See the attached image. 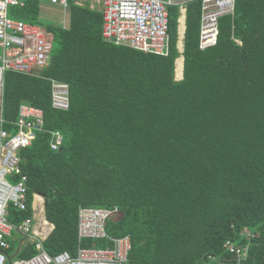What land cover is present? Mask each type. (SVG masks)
Wrapping results in <instances>:
<instances>
[{
  "label": "trees",
  "instance_id": "1",
  "mask_svg": "<svg viewBox=\"0 0 264 264\" xmlns=\"http://www.w3.org/2000/svg\"><path fill=\"white\" fill-rule=\"evenodd\" d=\"M82 1L7 9L51 41L43 68L3 72L0 129L19 131L21 104L43 115L42 124L25 118L36 127L17 152L28 205L9 206L8 219L31 216L33 193L43 195L54 225L44 248L74 255L79 246L114 247L106 237L78 238V209L117 206L105 231L129 238L125 264H237L229 243L247 247L243 264H264V0H234L205 49L201 0L188 2L179 80L178 6L166 5L161 56L106 40L103 7ZM43 2L65 17L59 9L58 19L41 16ZM54 84L66 87V108L54 105ZM55 132L62 142L51 149ZM35 253L31 244L20 255Z\"/></svg>",
  "mask_w": 264,
  "mask_h": 264
},
{
  "label": "built area",
  "instance_id": "2",
  "mask_svg": "<svg viewBox=\"0 0 264 264\" xmlns=\"http://www.w3.org/2000/svg\"><path fill=\"white\" fill-rule=\"evenodd\" d=\"M103 12V37L115 44L128 45L134 49L166 56L169 51L168 11L171 0H101ZM65 4L66 0H50V3ZM22 4L21 0H0V94L3 86V72L11 68L23 72L36 71L46 66L50 56L51 41L34 26L22 21L7 18V9L11 5ZM234 0H201L199 47L213 46L217 35L218 19L232 12ZM67 89L60 84L53 85V103L55 106H68ZM43 115L36 108L21 104L17 125L19 131L11 135L0 129V264H125L130 249V240L110 237L105 231V222L118 212L112 207H80L78 209V238L106 237L113 241V248H84L79 246L75 255L68 251L50 254L39 240L35 246L37 252L29 258L10 259L5 253L8 246L7 235L14 228L7 219L8 205L26 210V176L20 173V148L29 146L36 127L25 124V118H35L42 124ZM4 122L3 117L0 118ZM62 142V136L54 133L50 147L56 149ZM14 174L18 181L11 183L6 176ZM31 217L25 218L17 229L30 236ZM31 237V236H30ZM228 250L235 256L237 264H243L246 246L237 247L227 244Z\"/></svg>",
  "mask_w": 264,
  "mask_h": 264
},
{
  "label": "crops",
  "instance_id": "3",
  "mask_svg": "<svg viewBox=\"0 0 264 264\" xmlns=\"http://www.w3.org/2000/svg\"><path fill=\"white\" fill-rule=\"evenodd\" d=\"M167 1V0H165ZM190 1L193 0H171L172 4L175 6H178L179 9V17H178V41H177V50H178V56L175 58V74L177 70V66L179 65V60L180 61V66H181V72L179 77H176L175 79L179 80L182 78L183 75V45H179V41L184 43V30H185V18H186V4ZM84 2V0H83ZM82 2V3H83ZM90 7H96L98 9H101L102 6V1L101 0H89ZM40 6V14L41 16H45V18H48L46 15L49 14L48 12L54 13L52 17H57L58 19V12L56 11V8H53L54 11L49 10V4H46L45 2L42 3ZM46 12V14H45ZM178 64V65H177ZM4 119V118H3ZM52 141V140H51ZM51 145V143H50ZM51 148V147H50ZM52 149V148H51ZM26 176V174H23ZM27 177V176H26ZM6 179L11 182L15 183L18 181V177L14 174L6 176ZM26 186V195H25V202L27 203V182H25ZM28 205V203H27ZM9 206H12L11 204L8 205V213H7V219L9 217ZM14 207V206H13ZM16 208V207H14ZM17 209V208H16ZM19 210V209H17ZM22 211V210H19ZM33 223L31 225V231H30V236L25 235V233L20 232L17 227L22 223L20 221L19 223H13L9 219L8 221L12 223L14 228L10 231V233L7 235V241H8V246L5 249V253L10 259H18V258H29V257H22L20 254L24 251H26L31 244H34L36 240H39L42 245L43 241L50 235L52 229L54 228V225L50 222L45 217V201H44V196L38 193H33L32 195V202H31V216ZM44 247V246H43ZM36 249V246H35ZM37 252V249H36ZM75 255V254H74ZM33 256V255H32ZM31 257V256H30ZM9 264V263H5Z\"/></svg>",
  "mask_w": 264,
  "mask_h": 264
},
{
  "label": "rangeland",
  "instance_id": "4",
  "mask_svg": "<svg viewBox=\"0 0 264 264\" xmlns=\"http://www.w3.org/2000/svg\"><path fill=\"white\" fill-rule=\"evenodd\" d=\"M82 2H83V1H82ZM53 8H56V9H59V10H60L59 15L61 14L60 16H62V19L65 17L63 13H66V12H62L61 9H60L59 7H55V6H50V5H49V10L54 11ZM48 13H49V14H47L46 16H47L48 18H51L52 15H53L55 12H54V13H52V12H48ZM45 14H46V12H45ZM62 19L60 18V20H62ZM62 24H63V23H62ZM63 25H64V24H63ZM217 36H218V29H217V35H216V37H215V39H214V43H213V45H214V44L216 43V41H217ZM183 37H184V36H183ZM199 41H200V38H199ZM178 43H179V45H183V46H184V43L182 44V42H180V41H179ZM211 46H212V45H211ZM161 56H162V55H161ZM178 62L180 63V60H179ZM177 70H178V73L180 74V72H181L180 70H181V69L179 68V65L177 66ZM178 73H177V71H176V74H175L176 77H179V76H180V75H178ZM34 137H35V134L33 135V138H34Z\"/></svg>",
  "mask_w": 264,
  "mask_h": 264
},
{
  "label": "bare ground",
  "instance_id": "5",
  "mask_svg": "<svg viewBox=\"0 0 264 264\" xmlns=\"http://www.w3.org/2000/svg\"><path fill=\"white\" fill-rule=\"evenodd\" d=\"M181 61V60H180ZM178 65V64H177ZM179 68L181 69L180 63H179Z\"/></svg>",
  "mask_w": 264,
  "mask_h": 264
}]
</instances>
